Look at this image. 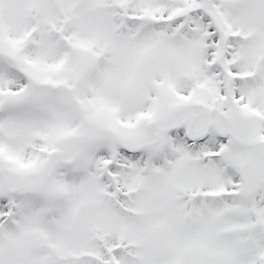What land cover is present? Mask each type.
I'll return each instance as SVG.
<instances>
[{
	"label": "snow or ice",
	"instance_id": "1",
	"mask_svg": "<svg viewBox=\"0 0 264 264\" xmlns=\"http://www.w3.org/2000/svg\"><path fill=\"white\" fill-rule=\"evenodd\" d=\"M0 264H264V0H0Z\"/></svg>",
	"mask_w": 264,
	"mask_h": 264
}]
</instances>
